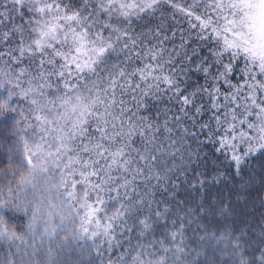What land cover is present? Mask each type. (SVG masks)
I'll return each instance as SVG.
<instances>
[{"label":"snow or ice","instance_id":"snow-or-ice-1","mask_svg":"<svg viewBox=\"0 0 264 264\" xmlns=\"http://www.w3.org/2000/svg\"><path fill=\"white\" fill-rule=\"evenodd\" d=\"M207 145L264 170V0H0V264H264L187 235Z\"/></svg>","mask_w":264,"mask_h":264},{"label":"trees","instance_id":"trees-1","mask_svg":"<svg viewBox=\"0 0 264 264\" xmlns=\"http://www.w3.org/2000/svg\"><path fill=\"white\" fill-rule=\"evenodd\" d=\"M204 151L208 156L189 167L187 177H181L175 193L176 200L183 201L181 207L194 208L202 204L206 210L203 216L198 217L196 222L188 227V237L194 242L197 241L198 235L203 232L197 224L202 222L207 226L208 232L217 234L222 231H234L239 234L246 230L247 235L244 238L254 247L256 243H260L258 233L260 224L264 221V183L260 182V178L264 177V170L258 161L252 163L246 169L244 178L254 175L255 182L241 188L242 181L233 176L231 167L224 157L214 153L211 145L205 146ZM0 159L3 157L0 156ZM218 172L226 173L219 183L206 182L203 188L191 186L197 174L202 173L203 178L210 181ZM224 205H228L229 211L226 215H221L220 211ZM22 219L18 218V222H22ZM161 230L162 228L158 227L157 233ZM70 258L79 260L80 264H89L88 256L80 255L77 246H73ZM65 259H68L67 255Z\"/></svg>","mask_w":264,"mask_h":264}]
</instances>
